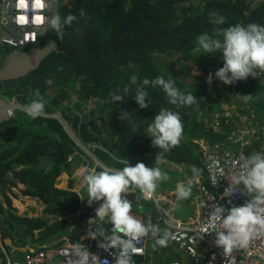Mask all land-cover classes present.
Instances as JSON below:
<instances>
[{"label": "trees", "instance_id": "obj_1", "mask_svg": "<svg viewBox=\"0 0 264 264\" xmlns=\"http://www.w3.org/2000/svg\"><path fill=\"white\" fill-rule=\"evenodd\" d=\"M214 12L226 18L224 24L211 22ZM69 14L76 19L63 27L62 35L52 28L40 35L36 43L55 39L59 43L57 51L26 76L0 81L1 91L25 105L36 99L37 91L46 101L44 112L37 118L20 109L14 118L0 122V215L3 220L0 232L3 239L12 240L10 255L14 258L23 256L17 248L66 244L72 230L85 231L87 227L88 231L95 230V225H89L88 221L95 216V208L101 202L88 206L87 189L81 197L74 189L73 179L68 187L57 183L61 175H71L83 164L77 151H85L64 123L50 116L52 113L60 111L85 145L99 143L101 148L96 153L101 152L107 166L123 168L128 163L143 162L153 167L158 154L163 161L184 165L188 171L196 167L203 174L196 140L228 141L230 124L224 125V133L210 127L221 114L223 102H230L239 91L250 94L251 99L243 97L235 104L259 107L264 118V72L239 81L234 87L223 84L221 88L208 89L207 79H189L191 69L204 74L210 70L214 74L223 66L222 54H206L201 49V55L197 51L199 36L217 37L237 23L263 24L264 0H61L59 15L63 19ZM11 50L3 49L0 62ZM160 55L179 56L178 64H183L179 72L175 74L166 66L170 63L161 64ZM133 75L137 76V84L145 78L171 76L178 88L193 93L199 107L172 105L161 88L147 86L150 105L140 109L134 100L137 85L131 83ZM218 82L216 79L214 84ZM117 91L124 96V101L118 104L112 102V95ZM74 94L76 100H73ZM88 101H94L96 107L87 119L78 107ZM161 108L178 111L183 122L180 143L168 151L154 147L152 138L148 137V122ZM121 110L129 112L128 120H120ZM259 149L249 148L247 153L250 155ZM171 178L167 180L174 176ZM19 184L25 186L22 194L38 198L45 206V214L55 219L17 214L8 192ZM132 200L134 212L146 214L151 210L152 205L139 192L132 195ZM97 224H102L105 231L111 229L110 224L100 221ZM157 234L155 240L160 237ZM92 240L97 248L101 238ZM71 242H81V235Z\"/></svg>", "mask_w": 264, "mask_h": 264}, {"label": "clouds", "instance_id": "obj_2", "mask_svg": "<svg viewBox=\"0 0 264 264\" xmlns=\"http://www.w3.org/2000/svg\"><path fill=\"white\" fill-rule=\"evenodd\" d=\"M75 19L76 17L71 14L63 19L60 15H56L50 23L51 27L62 35L63 27L71 25ZM225 19L218 13H211L213 24H224ZM198 48L206 54H222L223 66L214 74H209L207 78L209 85L213 83V75L223 84L232 85L247 80L250 76L258 77L264 72V25L262 24L237 23L224 29L217 37L202 34L198 38ZM131 83L137 85L134 100L140 109H146L150 105L147 100L149 95L147 86L161 88L172 105L199 107L193 93H185L178 88L171 76L167 79L164 76L152 80L145 78L137 84V76L133 75ZM124 91L126 93L128 89L125 88ZM35 96L36 99L25 105L26 114L32 118L39 117L46 106V101L39 91ZM244 98L251 99V95H244ZM123 101L124 96L118 94V91L112 95V102L118 104ZM119 118L121 121L128 120L129 112L121 110ZM132 127L135 129L136 125L132 123ZM147 129L150 133L148 137L152 138V145L168 151L170 147L178 145L181 141L183 134L181 115L178 111L161 108L148 122ZM155 162L163 163L162 157L157 154ZM191 171L194 179L200 175L201 170L193 167ZM167 179V174L160 167H148L143 162L135 165L128 163L121 170L109 167H104L100 171L93 169L84 175L83 184L88 193L86 198L88 206L94 202H101L95 208V216L88 221L89 225H95V230L90 229L88 235L92 239L101 238L98 245L100 248L115 250L113 264H136L134 257L139 252L136 246L138 240L148 236L149 233L159 232L156 225L151 222L143 223L132 214L133 203L122 194L129 193L131 187L139 188L142 193L151 195L157 190L158 183ZM193 179H189L187 184L182 182L177 184L175 190L177 201H185L191 196ZM210 180L216 185L219 179L216 174H212ZM229 181L222 194L224 198L232 197L237 189H240L249 199L231 208L219 204L213 205L208 214V225L212 229L208 232L215 233L214 243L223 249L224 255H229L236 249L247 248L250 241L264 230V151L243 157L239 174L232 176ZM97 221L110 224V231H105L102 224L98 225ZM170 239L171 234L165 230L155 240L153 246L167 247ZM172 248L174 249L173 246ZM73 252L80 257L81 262L89 257H92L93 264L96 260H101L84 246L74 247Z\"/></svg>", "mask_w": 264, "mask_h": 264}, {"label": "built area", "instance_id": "obj_3", "mask_svg": "<svg viewBox=\"0 0 264 264\" xmlns=\"http://www.w3.org/2000/svg\"><path fill=\"white\" fill-rule=\"evenodd\" d=\"M60 3L61 0H0V45L12 49H26L36 45L39 36L52 29L50 21L59 15ZM19 102L18 98L8 96L0 90V122L14 118L20 109L25 110V104ZM247 106L245 104L238 106L230 102L221 104V114L217 115V119L210 127L220 133L224 131V125L230 124L228 141L212 142L208 138L196 140L204 174L200 171V175L193 179L194 174L188 171L184 180V184H187L189 179H193L192 189L197 191L194 212L190 218L184 220L177 214L173 195L163 193L158 188L151 195L141 192L144 200L152 205L151 210L146 214L136 212L132 214L143 223L162 224L164 231L171 234L169 242L180 257L170 264H264V230L250 241L247 248L236 249L229 255H224L223 249L215 245V233L208 232L212 230L208 225V214L213 205L231 208L249 199L240 189H237L230 198H224L222 194L230 178L239 174L242 158L249 156L247 153L249 148L259 147V150L264 151V119L256 120L247 114L245 110ZM56 113L50 116L60 119L69 131L62 115ZM69 132L85 151V153L77 151L84 163L81 171L73 176L75 183L85 187L84 175L93 169L97 171L99 166L88 161L96 159L93 152L101 148V145L97 142L83 145L74 137L76 134L73 130ZM212 174H216L219 179L216 185L210 180ZM156 234L149 233L138 240L136 246L139 252L134 257L136 264H159L161 258L155 261L148 256L149 244L154 243ZM82 246L101 259L96 260L94 264H113L115 250H105L99 246L95 248L92 238L87 235L80 243L70 240L61 245L44 244L38 248L28 247L21 251L23 256L20 258H14L6 253L3 264H93L92 257L81 262L80 257L74 254V247Z\"/></svg>", "mask_w": 264, "mask_h": 264}, {"label": "rangeland", "instance_id": "obj_4", "mask_svg": "<svg viewBox=\"0 0 264 264\" xmlns=\"http://www.w3.org/2000/svg\"><path fill=\"white\" fill-rule=\"evenodd\" d=\"M8 48L9 47H3L2 45H0V56L3 53V49H8ZM197 51L200 52L201 55H202L201 49H198ZM178 58H179V56H175V55L174 56H164V55H160L159 56V61H160L161 64L170 63L171 66L170 65H166V66H169L170 68H172L171 71L176 74L177 72H179V67L181 65H183V64H178V61H179ZM206 66H207V64H206ZM210 73H211L210 70H209L208 73L204 74L200 70L197 71L196 69H191L190 70L189 79L190 80H193L195 77L207 79ZM192 77H193V79H192ZM215 81H216V78L213 77V83L211 85L207 84L208 85V89H212L215 86H216V88H221V86L223 85V83L221 81H219L215 85L214 84ZM234 85H235V83L232 84L231 86L234 87ZM237 94L238 95L235 96V97H234V95L232 96V100L230 101L231 104L237 103L238 100H241V98H243L244 95H245V94H241L240 91ZM76 99H77V95L74 94L73 100H76ZM19 103H21V101ZM21 104H23V103H21ZM95 107H96V105H95V102L94 101H88V103H86V104L79 105L78 109L82 111V112L80 111L81 112L80 114L83 115L84 117H87L88 116L87 117V119H88L90 116H92V113H93ZM245 110H246V113L247 114H249L250 116H252L256 120H258V119H264V118L261 117V113H260L259 107L257 108V107H253L252 105H248ZM56 114L57 115H61L60 111H58ZM148 117H150V116H148ZM145 119H146V117H145ZM67 125H68V128H69V131L73 130V133H75L73 127L71 128L68 123H67ZM210 125H212V123H210ZM74 137L75 138H79V136H77V135H75ZM100 154H101V152L100 153H97V160L96 159H89V161H88V163H91V164H93V163H96L97 165L99 164V166L97 167V171H99L100 168L103 169L105 166H107L105 164V162L102 160ZM166 162L168 164H165V161H163V163H157L156 162L155 163V166L157 165V167H160L161 170L168 175L170 173V170H168L167 168L162 169V167H164V166L165 167H170L172 165H171V162L170 161H166ZM83 163H84V160H83ZM81 165H83V164H81ZM81 167H79V169L76 170V172L74 173L75 175H77L81 171ZM182 168H186V166H182ZM119 169H123V168H119ZM75 175H73V176H75ZM174 178L176 179V177H174ZM68 179H65V176L61 175L58 178L57 183L59 184V186H61L63 184V182L66 180V182H68L66 186H68L69 185V182H70V179L69 180ZM19 185L17 187H12L11 188L12 191H9L8 192L10 194V196L12 197V199H13V205H14V207L16 209L15 212L17 214L22 215V216H28V217H44V218H49L51 220L55 219L54 216H48V215L45 214V212H44L45 206H44V204L38 198L31 197V196H27V195L22 194V191L21 190L25 189V186L23 184H21L20 186ZM160 189L161 188H158L159 191H160ZM81 192H82V193H80V195L82 194L81 197L85 196L84 191H81ZM195 192L193 191L191 193V196L188 198L189 204L188 205H184L183 206V209H181V205L179 204V202L175 206V209H176L177 214L180 217H182L184 220L187 219V218H190L191 215L194 212V207H195L194 201H195V198H196V195H197V191H195ZM14 193H15V196H14ZM147 204H149V203H147ZM147 211H148V209L145 208V212H147ZM2 223H3V220H2V216L0 215V228L2 227ZM156 226L158 227L159 231H161V233L164 232V226L162 224H156ZM81 233H82V230H79V231H73L72 230L70 232V234L67 235V237H68L69 240H72L77 234H81ZM157 236H161V234L158 233ZM153 245H154V243L149 244V255L148 256H149V259L158 261L157 256H158L159 252H157V249H156L157 246L154 247ZM8 247H9V249H8ZM11 247H13L12 240L9 237L3 239L2 234L0 232V263L1 264H3V255H6V253H8L9 255L11 254V252H10V248ZM19 249H21L19 251H22V250L26 249V247L25 248L24 247H21ZM166 249H168V250L167 251H164L163 250V251L160 252V254L162 255V259L165 262L164 264H170V262L173 259H177L178 257H180V255L173 248L167 247ZM169 249L171 250V252L170 253H167L169 251ZM168 254H171V256L168 255Z\"/></svg>", "mask_w": 264, "mask_h": 264}, {"label": "water", "instance_id": "obj_5", "mask_svg": "<svg viewBox=\"0 0 264 264\" xmlns=\"http://www.w3.org/2000/svg\"><path fill=\"white\" fill-rule=\"evenodd\" d=\"M59 43L55 39L28 49L9 51L0 62V81L18 79L34 71L53 52Z\"/></svg>", "mask_w": 264, "mask_h": 264}, {"label": "crops", "instance_id": "obj_6", "mask_svg": "<svg viewBox=\"0 0 264 264\" xmlns=\"http://www.w3.org/2000/svg\"><path fill=\"white\" fill-rule=\"evenodd\" d=\"M71 127H73L74 128V126H71ZM67 129V128H66ZM75 129V128H74ZM75 131V134L78 136V133H77V130L75 129L74 130ZM69 132V131H68ZM70 133V132H69ZM78 140L79 141H81L80 140V138H78ZM82 142V141H81ZM78 145H79V143L78 142H76ZM83 145H84V143H83ZM93 154H94V156L96 157V159H97V153L96 152H93ZM165 164H168L166 161H165ZM171 165L172 166H170V167H162V169H164V168H167L168 170H170V174H172V175H168L169 177H172L173 178V176L174 177H176V179L174 178V179H172V180H162V181H160L161 182V186H158V188H161L160 189V191L161 192H163V193H167V194H169V195H173V198H174V200H175V206H176V204L179 202V204L181 205V209H183V206L184 205H188L189 204V201H188V199L187 200H185V201H177V199H176V196H175V190H176V186H177V184H179V183H184L185 181V178H186V175H187V173H188V170L186 169V168H182V166H184V165H180V164H175V163H172L171 162ZM82 166V165H81ZM81 166H79V167H81ZM79 167L76 169V170H78L79 169ZM109 168H116L115 166H108ZM76 170L74 171V173L76 172ZM74 173L73 174H68V173H65V174H63V176H65V179H73L74 180V178H73V175H74ZM168 177V178H169ZM68 179V180H69ZM67 183L68 182H66V180L63 182V184L61 185L62 187H68V186H66L67 185ZM159 184V183H158ZM21 185V184H20ZM19 185V186H20ZM74 187H75V189H77L78 191H80V193H82L81 191H84V188H86V187H84L83 188V185L81 184H77V183H75V180H74ZM129 193H127V194H122V195H126L127 196V199L129 200V201H131V202H133V200H132V195L134 194V193H137V192H139L140 194H141V196H142V198L144 199V197H143V194L141 193V191H140V189L139 188H130L129 189ZM195 192V189H193L192 190V192ZM196 193V192H195ZM82 195V194H81ZM195 201H196V198H195ZM195 201H194V203H195ZM148 203V202H147ZM132 212H134V208L132 209ZM88 228L89 227H87L86 228V230L85 231H82V233L81 234H77L76 236H80L81 235V241H82V239H83V237L85 236V235H87V236H89L88 235ZM80 230H82V229H80ZM79 231V230H78ZM75 236V237H76ZM80 243V242H79ZM167 247H169V248H172V245L169 243L168 244V246ZM167 247H165V248H167ZM164 247H160V246H157L156 247V249H157V252L158 251H161V250H164L165 249ZM171 252V250L169 249V251L167 252V253H170ZM168 255H170L171 256V254H168ZM158 258H161V260L159 261V264H164L165 262L163 261V259H162V255L159 253L158 254V256H157V259Z\"/></svg>", "mask_w": 264, "mask_h": 264}]
</instances>
